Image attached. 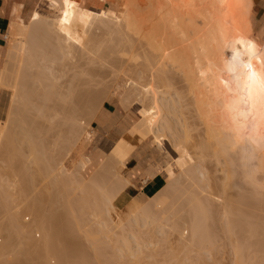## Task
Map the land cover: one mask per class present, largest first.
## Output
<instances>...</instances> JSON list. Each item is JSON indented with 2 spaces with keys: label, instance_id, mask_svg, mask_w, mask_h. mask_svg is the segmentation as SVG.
<instances>
[{
  "label": "bare ground",
  "instance_id": "1",
  "mask_svg": "<svg viewBox=\"0 0 264 264\" xmlns=\"http://www.w3.org/2000/svg\"><path fill=\"white\" fill-rule=\"evenodd\" d=\"M45 1H47L49 3V5H51L52 7L59 8L58 11H60L61 16L58 19L55 20L52 18H47L45 16H42L36 9H33L29 13V15L26 17V19H23L20 22L11 21L12 22L11 25L8 26L7 32L3 35L6 38L7 46L4 50V52H2V53L0 52L1 57L5 56L3 64H1V62H0V89H8L9 102L12 103V104L9 103L10 106L13 105L14 101L15 102L19 101V103L22 104V107H21V109H17L19 107H15L13 110L14 106L10 107L8 105L9 109L12 108V110H11L12 113H10L11 112L10 110H7L6 123L3 126L0 125V128L2 127V129H3V131L1 133H3L5 130L7 131L8 130L7 125L10 124L12 120L14 121L15 117H17V118L21 117L20 116L21 113H22V116L24 114H26V116L24 115V120H25V117L32 116V114L27 115L28 110L24 111L25 107L27 108L28 104L31 103L30 101L28 102V100L32 95L27 91V89H26L27 87L25 86V83H24V78L27 77V75L29 73L28 70H30L32 68H34V69L36 68L37 71H36V75L34 77V78H36L35 82H37V84H39V86L41 88H47L43 92L38 91L36 93V91H35V95L33 96V97L39 99L40 102H42V103H40L39 107L36 109V115L37 116H39V117H45L47 115L49 116L50 115L49 109H47V106H44L45 103L47 104V101H49V100L51 101L53 99L55 100V98L57 99V97L63 96V94H61L60 91H59V93H58V91L57 92L54 91L56 88V85L55 84L52 85L53 83L50 80L51 79L50 77L54 73L53 68H51V66H53V63H54L53 61L55 58L58 57V55L61 56V58L63 60V56L69 55V52H70L69 50L72 49L71 45H70L71 44L70 39L74 38V36L72 37L73 33H72V31L70 32L69 29H67L65 22L71 17V15L75 11L78 10V8L80 7V5L82 3V0H68L67 3L65 2V0H45ZM98 1H99V3L101 2L102 6L100 8H97V9L91 7V11L86 16L87 18H85L83 20L85 24L82 23V25H84V27L86 28V32H88L89 29L92 30V28H94V27H91V26H93V24L94 25L97 24L103 28L105 27L109 31H112V30H110V28H112L113 31H114V29H115V31L116 30L117 31L123 30L125 32V36L127 34L129 36H131V39L129 38L130 41L128 40V38L127 39L125 38V41L128 40L129 43H131V45L133 46V48L135 47L134 49H137V50L142 49V50L146 51L147 62L144 64L143 67L145 69L150 70V71L152 69H154L155 72H154V70H153V72L155 74L153 73L152 76L158 77L159 83L161 81L162 86L165 84L164 85L165 88L168 86L166 89H168L169 87L170 88L173 87V86H171L172 82L175 83V81L177 80L176 76H178V74H179L180 76H178V79L182 77V79H183L182 80L183 81V87L182 88L184 89L183 90V105H180V108L185 109L187 114L190 115V116L187 115L188 119L191 117V118H193V120H195V121L192 120L191 125L192 124L195 125L194 127L202 126L201 133H203V134H201V135L199 134V136H200V139L203 138L202 139L203 141H201L200 144H202V142L211 143V145L214 147L215 153H219V155L223 156V158L225 157L227 162L230 164V166L233 169H234V166H237L236 169L240 170L239 173L242 175L240 182H242V179H243L246 184H249V187L252 186V190L251 189L249 190L250 191V195L248 194L249 196H246L245 195L246 193L245 194L244 193L243 194L238 193L240 196L239 197L237 196V199H233V198L228 197V194L225 192L228 199H225L227 201H225L226 202V204H225L226 208L224 207L225 208V211L223 213L224 218L223 217L221 218V216H220L222 213L219 215L220 217H218V214H217L218 218H221V220L223 219L222 221L221 220H219V221H221L223 223L224 230L226 229L228 237H231L234 234H238V233L243 232V231L246 234L245 235L246 241L245 240L243 241V243H244V244L242 243L243 245L238 244V240L236 243H234L232 245L236 264H241V263L244 264L243 253H244V251H247L246 249H248L250 246L252 247V245H250V243H251V241H253V239H254L253 242H257L259 245H261L259 247V245L257 244V246L259 248L256 247L255 251H258L257 249H259V251H261V249H262L261 252H264L263 251L264 250L263 249L264 248V218L263 217L259 218V216H255V214H253V213H247L246 210H244L240 206L243 204V205L249 207V209H250L254 205V203H253L254 199L258 198L259 200L256 199V201H258V203H255V204H257V206H259L260 210L264 209L263 208L264 207V33L262 31L260 34H256V35L253 33V28H252V23H251L253 0H123L121 3L116 5V7L114 6V4H111L108 0H98ZM87 27H89V28L87 29ZM81 29L83 32L85 31L83 29V27ZM91 30L89 31L90 33H92ZM120 32L122 33V31H120ZM101 35H102V33H101ZM112 35H110V36H112ZM88 36H90L89 33H87V37ZM89 38L92 39L91 36ZM84 41H85V39H84ZM121 41H124V40H121ZM87 42H88V40H87ZM87 42H86V44H88ZM86 44H85V46H86ZM125 44H126V42H125ZM47 45H48V47H49V45L50 46L53 45L52 48L54 47L55 49L53 48L52 50H46ZM122 49H123V47H122ZM72 55H73V53H72ZM65 59H67V58L65 57ZM45 62L46 63L48 62L49 64L52 63V64H50V66H49V64L47 63L48 64V66H47V65H45ZM64 65H66V64H64ZM73 65H75V64H73ZM54 69H55V66H54ZM175 73L177 75H175ZM48 74H49V76H48ZM53 76L57 77L56 74ZM174 77H175V79H174ZM45 78H47L49 80L48 82H50V84H48V83L44 84L45 81L47 82V80H45L43 83V79H45ZM11 79L14 81V83L11 82ZM173 79H174V81H173ZM54 80L55 79H53V82H54ZM179 80H181V79H179ZM159 88H158V86L154 88V91H153L154 97H152L153 98V99H151L152 103H150L149 107L150 108L153 107V110L156 112L157 117L162 118L163 115L166 114L165 112H163L164 109L168 111V110H170V108H174L176 102L174 100L169 101V100H167L168 98L162 99L163 92H161V91L158 92ZM168 90H167V92L170 93V91H168ZM176 91L177 90H175V92ZM164 92H165V94H167L165 90H164ZM159 93L162 94V95H160L161 98L158 95ZM70 96L72 99L73 98L72 96H74V95L70 94ZM63 97H65V96H63ZM63 97L59 98L58 100L63 99ZM54 100L51 102H54L53 104L56 105ZM72 101L74 102V99ZM55 105H53V106H55ZM22 110L25 112L24 114H23ZM133 110L134 111L131 110V112L129 111L130 117L133 118V120H132L133 129L132 130L139 136V138H141L142 140L146 139L148 141H151L152 137L153 138H156V137L159 138V135L158 134L156 135L155 131H154V127H155L154 124L159 119L157 120V117L153 118V116H151L152 118L151 117L148 118V116L147 117H140L139 115H137L136 110L135 109H133ZM29 117H27L26 120H28ZM187 117L185 119L183 118L184 119L183 125L185 128L184 129L185 132H187V130H186L187 126L190 124L189 122L186 121ZM17 120L18 121H16V122H18V125H17L18 128L22 127L23 125L21 124L22 126H20V124H19V123L23 122L22 117L20 118V120L19 119H17ZM31 121H32V118H31V120H28V122H26V123L29 124V123H31ZM164 122H165V126L167 128H171L170 122H168V120H164ZM33 123L31 124L32 126H33ZM23 124L25 125V122H23ZM34 125L35 126L37 125L36 121H35ZM28 126H30V124ZM25 127H26V125H25ZM25 127L23 126V128H25ZM31 127L28 128L29 130L27 128H26L27 130H25V129L22 130V128H21V130H22V132L24 130L27 132L26 133L27 136L25 139V141H26L25 144H27V145L25 147L28 146V141H29L30 146H29V148H27V150H29L31 148V150H30L31 152L30 151H27V152H29V155L32 154L34 157V161H35L36 166H37L36 167L37 169L35 168L37 170L36 172H37L38 176L40 175V177L42 176L43 178H45V177L49 178L48 181L51 182L52 186L54 187V189L53 188L51 189V187H50V189H48V187H47V190L49 192H51V193H49L50 199H51L50 201H52V203L56 204V203H58V198H61V196L66 195V196H68V199L66 200V203L63 206L67 207V210H69L67 213L65 212L66 215H55L54 212L47 215V214H45V210L42 209V206L39 205L40 201L36 200L38 198H36L34 196L35 197L34 200L28 201L29 208H31V210L37 216L36 217L37 218V224L35 227L38 231L40 230L42 232L41 234H43V236L41 237L42 239H40V241L36 242L37 247L33 251V252H35V255L37 254L36 257L37 256H38V258L42 257L44 260L45 256L46 257L47 256L49 257V255L58 256L59 257L58 258L59 264H119V263L115 262V259H112L110 256L109 257L106 256L105 260L99 258V259H101L100 262L105 261L104 263L98 262L99 259H97L98 255H101L100 253L98 254V252L100 251L99 249L103 245L102 244L103 242L101 240L102 235L99 237L98 234H102V232H100L101 230H103L104 233L108 234L111 229L110 228L106 229L108 227H106L105 223L103 225L102 222H101L102 223L101 224L98 221H97L99 223L98 225L100 227H102L101 225H103V229H101V228L96 229V227H95V229H93V228L90 229L89 226L82 225L83 223L81 222L82 223L81 224L79 222L81 220H78L79 218H77L78 217L77 214L83 213V212H85V213L87 212V214H88L89 210H90L89 208H92V210L94 208V210L92 212L90 211L91 213L98 210L97 213L99 215L96 212H95L96 214L93 213L95 215H98L97 217H99L101 215V212H103V214L101 215L103 217L104 211L114 213L115 215L118 216L119 219L123 218L126 215V213H128V212H133L136 215L147 214L149 209L147 207H145L144 205L141 206V204H139L140 199H142L141 195H134L131 199H129L128 203L123 207L124 203L121 200H117V198L128 187V185L127 184L126 185H120L118 183L117 179L115 178L114 179L115 180L114 185H112V187L111 186L105 187L103 180L102 181L96 180L95 182H93L91 184L84 183L78 187L79 192L76 195H74L73 197H69L70 193H68V191H69L70 187H69L68 182L66 180L67 179L66 177H68V176H66L68 173L67 172L68 170L67 169H66L67 171L63 170V168H64L63 167L64 165H63L61 167L62 169L60 168V170L61 171L63 170L65 173H63V171L62 172L60 171L58 173L56 172L57 169L55 168L54 163H53L54 158H52L50 161L49 160L50 159L49 157H51L50 154L48 155V151H47V153L45 152V150H48V149L43 150L44 149L43 147L46 146V145L41 146V145L45 144L44 140H42L44 144L41 143L40 139L36 138V141L34 140L33 133H31V130H30ZM10 129L13 130L12 127ZM15 129H17V128H15ZM31 129H33V128H31ZM34 129H35V127H34ZM13 132H11L10 135H13L12 134ZM28 132H29V134H28ZM33 132L39 133L40 130L36 131V129H35V131H33ZM14 133L18 134V132H14ZM38 133H36V134H38ZM21 134L22 135H20V133H19V135L22 136L21 139L23 140L25 135H23V133H21ZM10 135L8 134V136H10ZM39 135H40V133L38 134V136ZM18 136H17V138H18ZM34 136H35V133H34ZM10 137H12V136H10ZM36 137H37V135H36ZM13 138L16 139V137H13ZM69 138H71V141H73L72 135ZM161 138L163 141H167L168 144L171 143V142L169 143V140L166 139L167 137H164V134H163V137L161 136ZM21 139L19 138V140H21ZM67 139H66V141L68 142L67 144H69L71 141L67 140ZM37 140H40V142H37ZM163 141H162V143H163ZM8 142H11V141H8ZM8 142H5V144L2 143V144H4V146H7V147H4V149L7 148V149H5V152L7 151V153H8V151H10L12 149L10 147V144H8ZM131 142L135 146V143H138L139 141L135 139V141H131ZM12 143L14 144V141ZM39 143H41V144H39ZM72 144H73V142L70 143V147H73ZM8 145L11 149L10 148L8 149ZM15 145H14V148H15ZM11 146H12V144H11ZM185 147H186V145H185ZM73 148H71V149H73ZM19 149L17 151H21V148H19ZM15 150L16 149H14L13 152H15ZM171 150L173 151V148ZM2 151H4V150H1V153H2ZM129 151L130 150H125L123 148H120L117 150L116 153L119 156V158L121 159L120 160L121 163H122V160L124 159V157L127 156ZM188 153H190V152H188ZM10 154H12V153L10 152L8 155L10 156ZM46 154L49 157H47ZM24 155H22L23 158L26 156V155L25 156ZM29 155H27V156H29ZM32 155H31V157H32ZM78 155H80V154H78ZM22 156H21V160H23ZM12 157H14V156L12 155ZM16 157H14V158L16 159ZM7 158L10 159V162L12 161L11 159H13V158H10L8 156H7ZM4 159H5V157H4ZM15 159H13V161ZM17 159H19V160H17ZM17 159H16V161H20V158L17 157ZM223 160H224V162L226 161L225 159H223ZM6 161L8 162L7 159H6ZM27 161H23V162H27ZM75 161H77V159L73 160V162H75ZM9 163H7V164H9ZM17 163H16V165H17ZM63 163L64 162H62L61 165ZM13 164H14V162H13ZM20 164H21L20 165L21 167L17 168V170H16V171H18V177L20 175V181L21 182H19V183L20 184L23 183L24 186L27 184H28L27 186H31L29 184H31L32 181H34L33 179H35L34 178L35 176H34V174H30L29 166L28 167L24 166L25 163L22 164L21 162H20ZM226 164L227 163L225 162V165ZM165 165L168 166L167 164H165ZM165 165L158 166L160 168L159 171L163 172V170L167 169V168L172 169L171 166L166 168ZM189 165H190V163H189ZM192 166H190V168H188L189 166L187 165L186 168L185 167L183 168V177H186L185 179L189 180L188 182H189L190 186H191V184L195 185L193 183V180H194L193 178H196V176L194 175L195 172H193V171H195V169H194L195 166H194V168H191ZM8 167H10V166H8ZM228 167H227V169H230ZM11 168L12 167H10V169ZM12 169L14 171V167ZM107 169L104 171H106L108 173ZM190 169H193V171ZM233 169H232V173H234V175H235V173L238 174V172H234ZM227 171H229L228 173H230V174L227 175L228 181L226 180L227 183H225V185L230 186V187H233V186L238 187L237 185H234L236 182V184H238V185L240 184L242 186V184L239 182V180L234 181L233 178L235 176L233 174H231L230 170H227ZM102 173H103V171H102ZM228 173L225 172V174H228ZM255 173L256 174L260 173L259 178L257 176L259 174L256 175ZM60 174L61 175L66 174L65 178L63 176L61 177ZM225 174H224V176H225ZM14 175H15V173H14ZM57 175H59L61 178L58 177V178H60V179H58ZM111 175L113 177H117L113 174H111ZM111 175H110V177H111ZM164 175H165V179H166V177L169 178V176H170L169 174L167 175V173H165V171H164ZM32 177H33V179H32ZM110 177H108V178H110ZM148 177H150V175ZM148 177H145L142 182L145 183V181L147 180ZM157 177H159V176L157 175ZM237 177H239V174ZM223 179H224V177H223ZM235 179H236V177H235ZM195 180H194V182H196ZM30 181H31V183H30ZM244 181L242 182L243 184H244ZM15 182H17V181H15ZM15 182H14V185H15ZM172 182L173 181H171L170 183H169V181L165 182L166 184L164 186L166 188L165 187L163 188V189H165V191L162 189L165 193L168 192L167 190H169L168 188H170V185ZM198 182H199V179H198L197 183ZM115 183L116 184L118 183V184L115 185ZM23 184L21 185L22 187H20L21 189L22 188L24 189ZM59 184H60V186H59ZM231 185H233V186H231ZM172 186L173 185H171V188H172ZM197 186H199V185H197ZM222 186H220V187H222ZM225 187H223L224 191L226 189ZM261 187H262L263 191L259 190V188L261 189ZM17 188H19V187H17ZM196 188H199V187H196ZM21 189H20V191H21ZM28 189H29V187H28ZM191 189L188 188L187 190H191ZM51 190H53V191H51ZM162 190L159 191L158 193H156L159 202L156 201L157 197H155L156 198L155 201L158 204H156V202H154V205L156 204L155 205V207L157 209L156 212H157V214H159V218L161 217L160 219H162V216H160L162 214H160V213H162L163 211L165 212L164 209H166V203L163 205L160 204L162 207L159 205V203H164L165 200L163 198H165L168 195V193H170V190H169V192L165 196V193H163ZM238 190H237V192H238ZM25 191H27V190H25ZM48 191L46 193H48ZM183 191H185V190L183 189ZM22 192H21V194H23ZM30 192H31V190H30ZM181 192L182 191L180 190V193ZM187 192H190V191H187ZM177 193L179 194V192H177ZM190 193H192V192H190ZM25 194H26V196L28 195L27 193H24V196H25ZM49 194H47V195H49ZM162 194H163V197H162ZM185 194H183L184 195L183 197L186 196ZM29 195H30V193H29ZM24 196L22 195V197H24ZM26 196H25V200L28 199V198H26ZM180 196H182V195L180 194ZM1 197H2V195H1ZM48 197L49 196H47V199H48ZM183 197H180V198H183ZM19 198H21V196H19ZM4 199L5 198H3V200ZM151 199L152 198L149 199L150 202H151ZM159 199L161 201L162 200H164V201L161 202ZM21 200H22V198H21ZM200 201H202V199L198 201V199L196 197H194L193 195L188 198V200L186 202L190 204V210H189L190 213H188L190 215L188 216V218L186 216L185 217L187 219H189V221H190V225H191L190 226V230H191L190 234L192 233V235H193L192 237L190 236L192 240H189V241L192 242V241H194L193 239H195L194 243L200 242L199 244L201 245L202 248H204L206 245L203 243L208 242L210 245L211 244L210 241L212 242V240H213L212 237H214V235L211 236L212 231L208 227L209 225H207L208 223H206V221H208L207 218L208 219H209V217L212 218L215 215L211 216L213 214V212L209 213L208 212L209 210L207 208H205L207 206L204 207L203 203L205 200L203 201V203H200ZM179 202H181V200ZM183 203H184V201H183ZM2 204L4 205V202ZM175 204H177V203H175ZM181 204H179L178 206H180ZM208 204H210V203H208ZM5 205H4V207H5ZM158 205L161 207V208H159L160 211L162 208H164V209H162L163 211H161V212L159 211V213H158V207H159ZM164 205H165V207H163ZM205 205H207V204H205ZM1 207L3 208V206H1ZM65 207H63V209ZM122 207L124 209L123 214H121L119 212V211H121L120 208H122ZM174 208H176L175 211H177V209H179L176 207V205L174 206ZM208 208H209V205H208ZM206 209H207V211H206ZM154 210H155V208H154ZM5 212H6L8 221L11 223V224L8 223V225H10L8 227H11V229L10 228L7 229V231L10 230L9 231L10 233L7 232V234H6V235L9 234L8 236H6V238H8V240H9V236L10 237L12 236L11 238L13 239L14 234L16 235L18 233H21V232H23V230L20 227H18V221H17V216H16L17 213L14 212V210L12 211L11 208H9V206H8V209L6 208ZM164 216H167L166 213H165V215H163V219H164ZM143 217H142V219H143ZM152 218H153V216H152ZM211 218L209 219L210 223H211ZM256 219H260L262 222L261 223L257 222ZM158 220L159 219H157V221ZM214 220H215V218H214ZM214 220H212V221L214 222ZM61 221H63V222H61ZM104 221H105V219H104ZM155 221H156V219H155ZM217 221H218V219H217ZM59 224H62V225L59 226ZM122 225H124V224L122 223ZM3 227H7V226L3 225ZM91 227H92V225H91ZM11 230H13V231H11ZM63 231H65V234L71 233L70 236L75 235V232H76V234L78 232L79 234L85 235L88 243H90L91 249L94 250V251L92 250L93 256L92 255L91 256L94 257L92 259H96V262H95V260H93L95 262V263H93L91 256L88 254V251H86L87 252L86 253L84 251V249L83 250L80 249L81 248L80 246H79L80 248H78V246L73 247L74 258L72 257V261H71V259L69 258L70 255H67V253L64 252V250H65L63 248L64 244L62 243V242H65L67 239L65 241L64 240L61 241V239H64V238H61V236H59L61 238L60 239L58 237V234L60 232H62V234H60V235H64ZM12 232H14L13 235H12ZM103 235H105V234H103ZM258 235L259 236L261 235V237L263 239L261 240L260 239L261 237H260L256 241L255 238ZM107 236L109 238L110 234L106 235V237ZM102 238L104 239L103 236H102ZM205 238L208 240H206ZM203 239H205L204 240L205 242L203 241ZM6 240L7 239H5V241ZM106 241L104 243H107ZM10 242L11 241L6 242L7 246H6V244L5 245L2 244L3 248L6 246L5 248L7 249ZM194 243H192V244H194ZM248 243L250 246L248 245ZM109 244L112 245L111 243H109ZM251 244H253V243H251ZM110 245H109V247H110ZM113 245H112V247H113ZM184 245H185V243H184ZM211 245H213V242ZM10 246H12V245H10ZM117 246H119V245H117ZM193 246L195 247L197 245H193ZM247 246H249V247H247ZM253 246H255V245H253ZM262 246H263V248H262ZM9 248H11V247H8V249ZM124 248H125V246H124ZM187 248H190V247H187ZM196 248H197V250H199V253H200V250L202 248L199 249L200 247H195V249ZM127 249H129V248L127 247ZM202 251H204V249ZM102 252H103V250H102ZM129 252H130V249H129ZM23 253L26 254V251ZM103 253H102V256H103ZM114 253H116V252L114 251ZM196 253H197V251H196ZM199 253H198V255L196 254V256H199ZM16 255H18V253ZM261 255H263V254H261ZM261 255H260L261 259L259 258V260H261V262H262V261H264V255L263 256H261ZM184 257H185V255H184ZM13 258H16V257L13 256ZM17 258H16V260H18ZM103 258H105V257H103ZM68 259H70V260H68ZM199 259L201 260L202 258L199 257ZM22 260H23V258H22ZM47 260H49V259H47ZM47 260H44L43 263H42V260H40V262H41V264H50L51 263L50 260L49 261H47ZM7 261H8V258H7ZM25 261L28 263L27 260H25ZM13 263H14V261H13ZM16 263L18 264V262H16ZM22 263H24V262L22 261ZM198 263L199 262L197 261V264ZM6 264H8V263L6 262ZM29 264H37V263H29ZM56 264H58V263H56ZM263 264H264V262H263Z\"/></svg>",
  "mask_w": 264,
  "mask_h": 264
},
{
  "label": "rangeland",
  "instance_id": "2",
  "mask_svg": "<svg viewBox=\"0 0 264 264\" xmlns=\"http://www.w3.org/2000/svg\"><path fill=\"white\" fill-rule=\"evenodd\" d=\"M108 1L111 4H114V6L116 7V5L121 3L123 0H108ZM101 6H102V4H101V2L99 3L98 0H82V3L80 5V7L78 8V10L75 11L71 15V17L65 22L67 29H69V31L70 32L72 31V33H73L72 37L74 36V38L70 39V42H71L70 45H71L72 49L70 48L71 50H69L70 51L69 55L63 56V60H62L61 56H59V55L57 58H55L56 60L54 59L53 66H51V68H53V72H54L53 75L56 74L57 77L52 75L54 78L52 76L50 77L51 79L49 78L51 80V82L53 83L52 85H54V84L56 85L57 89L55 88L54 91L55 92L58 91V93L60 91V93L63 94V96H65V97L61 96V97H63V99H60V100H58V99L61 97H57V99L55 98V100L53 99L55 101L56 105L53 104L54 102H51L53 100L47 101V104L45 103L44 106H47V109H49L50 115L49 116L47 115L45 117L37 116L36 115V109L39 107L40 103H42V102H40L39 99H37L33 96L35 95V91H36V93L38 91L43 92L47 88H41L39 86V84H37V82H35L36 78H34V77L36 75L37 70H36V68L35 69L32 68V69L28 70L29 73H28L27 77L24 78V83H25V86L27 87L26 89L30 94H32L28 100V102L30 101L31 103H29L27 108L25 107V110H24V111L28 110L27 112L29 114L27 113V115L32 114V116H30V117L27 116V117H29L28 120H31V118H32L31 123H29L30 126H28L29 124L26 123V122H28V120H26L27 117H25V120H24V115L26 116V114H24L25 112L22 110L24 115L22 116V113L20 112L21 113L20 116L23 119L22 121L25 122L26 127L23 124V122H21L19 124H20V126L23 125L25 128H23V126L18 128V126H17L18 122H16V121H18L17 119L20 120L21 117H19V118L15 117L14 121L13 120L11 121L12 124L10 123L7 125V128H8L7 131L5 130L3 133H1L3 131V129H2V127L0 128V133L2 134V135L0 134V147H1L0 153H1V150H4L0 154V197L2 195V197L0 198V264H6V262L8 264H17L16 262H18V264L20 262H21L20 264H26L27 262L25 260L28 261L27 264H29V263L41 264L40 260H42V263H43V261L47 260V259L50 260V262H51L50 264H56V263L59 264V259H58L59 257L58 256L49 255V257L47 256L48 258L45 256V258L43 260L42 257L41 258L40 257L38 258V256L36 257L37 254L35 255V252H33L34 249L37 247L36 242L40 241V239H42L41 237L43 236V234H41L42 232L40 230L38 231L35 227L37 224V218H36L37 216L31 210V208H29L28 201L34 200L35 197L38 198L36 200L40 201L39 202L40 204L37 201L36 202L40 206H42V209L45 210V214H47V215H49L50 213H53V212L55 213V215H66L65 212L67 213L69 211V210H67V207L63 206V205H65L66 200L68 199V196H66V195L61 196V198H58V203H56V204L52 203V201H50L51 199H50L49 193H51V192H49L47 190V187H48V189H50V187H51V189L52 188L54 189V187L52 186L51 182L48 181L49 178H47V177L43 178L42 176L40 177V175L38 176V174L36 172L37 166H36V163L34 161V157L30 153L32 155V157H31V155H29V152H27V151L31 150V148L29 150H27V148H29V146H30L28 140H27L28 146L25 147L27 145V144H25L26 143L25 139L27 136L26 135L27 132L25 130H27L29 127H31L32 126L31 124L33 122L35 123V121L37 123L36 126L38 128L34 125V123H33V126L31 128L34 129V127H35L36 131L40 130V132H39L40 135L38 136V134H39L38 132H33V131H35V129L33 130L30 128L31 133H33L34 140L36 141V138L40 139L41 143H43L42 140H44L45 144L43 143L44 145H41V146L46 145L45 147H43L44 148L43 150L48 149V150H45V152L47 153V151H48V155L50 154L51 157H49L46 154L47 157L50 158L49 159L50 161L52 158H54L53 163H54L55 168L57 169L56 170L57 173L61 171L60 168L63 165H64L63 167L65 168V169L63 168V170H66V169L68 170V171L66 170L68 172V173L66 172L67 175L66 174H63V175L60 174V175H61V177L63 176L64 178H65V175L68 176V177H66L67 178L66 180H67L68 185L70 187V189H69L70 192L68 191V193H70L69 197H73L74 195H76L79 192L78 187L80 185H82L84 183L91 184V183L95 182L96 180H101V181L103 180L105 187H109V186L112 187V185H114V181H115L114 179L115 178L117 179V181L120 185H126V184L129 185L128 184V183H130L129 180L127 178L123 177L125 174L124 171H129L128 170L129 166H131L133 161H135V153L138 150H140L139 148H140V145H142V144H144V145L147 144V145L152 146V148L157 153L156 158L158 159V161H160L164 165L167 164L168 166L165 165L166 168L170 167V166L172 167V169L167 168V169L163 170V172L165 171V173H167V175L168 174L170 175L169 176L170 179L166 177L165 182L169 181V183H170L171 181H173L171 183V185H173L172 188H171V185H170V188H168L170 190V193H168L169 190L166 189L168 191V192L166 191L168 193V195L166 196L167 193L164 192L165 189H163V188L165 187L164 185L166 183H164V185L159 190V191H161L163 189L164 191L163 190L162 191H163V193H165V196H166L165 197L166 199L163 198L165 200V202L159 203V205L160 204L163 205L166 203V209L162 208L165 210V212L161 209V211H163L162 213H160V214H162V215H160V216H162V219H160L161 217L159 218V214H157V212H156L157 209L155 207V205L158 204L157 202H159L158 197L156 195V193H158L159 191H157L152 196H148V197L147 196H141L142 199H140L139 204H141V206L144 205L145 207H147L149 209L147 214L136 215L133 212H128L123 217L124 219L123 218L119 219L118 216L115 215L114 213L105 212V211H104L103 217L101 216L103 214V212H101L100 216L102 218L100 216L97 217L99 215L97 213L98 210L93 212V213L96 212L98 215H95L96 213L95 214L91 213L94 210V208H93V210H92V208H89L90 210H89L88 214H87V212L86 213L85 212H83V213L77 212L78 213L77 218H79L78 220H81L79 222L80 223L82 222L83 223V224L81 223L82 225H87V226H89L90 229H92V228L95 229V227H96V229L97 228L103 229V225L105 223L106 227H108L106 229H109V228L111 229L109 231V233L107 232L108 234L104 233L103 230H101V229H100L101 231L99 230L100 232H102V234H98L99 237L102 235L104 237V239L101 236V240L103 242V243L102 242L101 243L103 245L102 246L100 245L101 248L99 249L100 251L98 252V254L100 253L101 255H98L97 259L101 258V259L105 260L106 256L107 257L110 256L112 259H115V262H117L119 264H123V263L124 264H197V261L199 262L198 264H201V263L202 264H236L232 245L234 243H236L237 240H238V244H242L244 240L246 241V239H245L246 234L243 231V232H240L238 234H234L231 237H228L226 229L224 230V225L221 222L223 219L221 220V218L222 217L224 218L223 213H224L225 208H226L225 207L226 206L225 201H227L225 199H228L226 196V193L228 194V197L233 198V199H237V196L238 197L240 196L238 193H240V194L246 193L245 195L249 196L250 195L249 190L250 189L252 190V186H250L251 187L250 188L249 184H246L243 179H242V182L244 181V184L242 182H240L241 176H242L239 173L240 170L236 169L237 166H234V169H233L230 166V164L227 162L225 157L223 158V156L219 155V153H215L214 147L211 145V143L202 142V144H200V142L203 141L202 140L203 138L200 139V136H199V134L200 135L203 134V133H201L202 126L194 127L195 125H193V124L191 125L193 118L190 117L188 119V117H187L188 114H187L186 110L183 108H180V105H183V90L184 89L182 88L183 87L182 77L179 78L181 80L178 79V76H180L179 74H178V76H176L177 80L175 81V83L172 82V85L170 84L173 87H171V88L169 87L168 88L169 90H168V89H166L168 86L165 88L164 83H163L164 87L162 86L161 81L159 83L158 77L152 76L153 73L155 72L154 69H152L150 71V70L145 69L143 67L144 64L147 62L146 51H144L142 49H139V50L134 49L135 47L133 48L131 43H129L131 36H129L127 33H126L127 35L125 36V32L123 30H119V31L116 30L115 31V29H114V31H113V29L110 28V30H112V31H109L105 27L103 28L97 24H95V25L93 24V26H91V27H94V28H92V30L89 29L88 32H86V28L84 27V25H82V23L85 24L83 20L85 18H87L86 16L91 11V7L97 9V8H100ZM34 9H36L42 16H45L47 18H52V19L56 20L61 16L60 11H58L59 8L52 7L51 5H49L48 2H46L44 0H36L35 5H34ZM11 23L12 22L9 23V26L11 25ZM82 27L85 30L84 32L81 29ZM88 28L89 27H87V29ZM90 30L92 31V33L94 35L89 32ZM120 31H122V33L124 35ZM87 33L90 34L92 39L89 38L90 36L87 37ZM101 33H102V35H101ZM110 35H112V36H110ZM125 38L126 39L128 38L129 41L128 40L125 41ZM3 39L4 40L2 43V47L0 49L1 53L4 52V50L7 46L6 38L3 37ZM84 39H85V41H84ZM87 40H88V42H87ZM121 40H124V41H121ZM86 42L88 44H86ZM125 42H126V44H125ZM84 43L86 44V46ZM52 46L53 45H51V46L49 45V47H48V45H47L46 50H52L54 48V47L52 48ZM122 47H123V49H122ZM72 53H73V55H72ZM65 57L67 59H65ZM4 58H5V56H2V57L0 56L1 64H3ZM47 63L45 62V65L48 66L49 63L48 64ZM50 64H52V63H50ZM50 64H49V66H50ZM64 64H66V65H64ZM73 64H75V65H73ZM54 66H55V69H54ZM153 70H154V72H153ZM175 75H177V74L175 73ZM48 76H49V74H48ZM12 79H11V82L14 83V81ZM53 79H55L54 80L55 83L53 82ZM174 79H175V77H174ZM174 79H173V81H174ZM45 80H47V82ZM44 81H45V83H44ZM48 81L49 80L47 78L43 79L44 84H46V83L50 84V82H48ZM157 86H158V88L160 87L159 88L160 90L158 89V92L159 91L163 92V95L160 93L158 94L160 98H161L160 95H162L163 96L162 99L168 98L167 100H169V101L174 100L176 102L174 108H170V110H168V111L164 109L163 112H165L166 114L163 115L162 118L157 117V114L153 110V107L152 108L149 107L150 103H152L151 99H153L152 97H154V93H153L154 88ZM164 90L166 91L167 94H165ZM167 90L170 91V93H168ZM175 90H177V91L175 92ZM70 94L74 95V96H72L73 97L72 99H71ZM110 97H112L111 102H112V105L114 107V111H115L114 113L116 114V117L118 116L117 118H122L126 112H128V115H129L131 110L134 111L133 109L136 110L137 115H139L140 117H147V116H148V118H150L151 116H153V118L157 117V120L158 119L159 120L154 124V126H155L154 131H155L156 135L157 134L159 135V138L158 137H156V138L152 137L151 141H148L146 139L142 140L132 130L133 129V123L131 121V125H129V127L127 129V131L130 129V131H128V133L125 132L123 137H122V135H119L117 133V131L114 129L113 125L109 128H105V130H104L105 135H101V136L103 137V139L108 138V139L113 140V142H111V144L108 143L104 148V155L103 156L106 157L108 155L106 158L102 157L101 154H98L95 152H92V154H91L92 157H90L87 153H85L84 152L85 150H83V145H85V142L87 143L89 138L91 137L90 124L93 121V117H94L95 113H97V111H99V109L103 106V104L106 103L107 99ZM73 99H74V102L72 101ZM9 103L10 102H9L8 89H0V125H2V126L5 125V123H6L7 110H10V111L12 110V108L11 109L8 108L10 106V104H12V103H10V104ZM53 105H55V106H53ZM12 106H14L13 110L15 107H19L17 109H21L22 104L19 103V101H16V102L14 101L13 105H11L10 107H12ZM10 113H12V111ZM188 116H190V115H188ZM129 117H130V115H129ZM186 117L188 119V120L186 119V121L190 123L188 126L186 125L187 126V129H186L187 132H185V130H184L185 128L183 125V121ZM128 120H129L128 118H125V122H127ZM164 120H168V122H170L171 128H167L165 126ZM193 121H195V120H193ZM9 127L10 128L12 127L13 130H11ZM93 127L95 130H98L99 133L100 132L103 133V131H99V129L96 127L95 123H93ZM15 128H17V129H15ZM21 128H22V130L23 129H25V130L22 132ZM13 131L18 132V134L14 133ZM11 132H13L12 133L13 135H10ZM29 132H28V134H29ZM19 133H20V135H22L21 133H23V135H25V137L23 136L24 137L23 140L21 139L22 136H20ZM34 133H35V136H34ZM36 133H38V134H36ZM8 134L12 137L8 136ZM163 134H164V137H167L166 139L169 140V143L171 142L170 144H168L167 141L162 140L161 136L163 137ZM36 135H37V137H36ZM71 135H72L73 141H71V138H69V137H71ZM17 136H18V138H17ZM13 137H16V139H14ZM19 138L22 141L19 140ZM66 139L70 140L71 141L70 143L73 142L74 145L72 144V146L73 147L75 146V147L74 148L70 147V143L67 144L68 142L66 141ZM135 139L138 140L139 142L135 143V146H134L131 141H135ZM40 140H37V142H40ZM8 141H11V142H8ZM13 141H14V144L12 143ZM162 141H163V143H162ZM5 142H8V144H10V147L12 148L11 149L8 145V149L9 148L11 149L10 151H8V153H7V151L5 152V149H7V148L4 149V147H7V146H4ZM2 143H4V144H2ZM41 143H39V144H41ZM113 143H116V144L113 146ZM11 144L13 147L11 146ZM14 145H15V148H14ZM185 145H186V147H185ZM19 148H21V151H17ZM71 148H73V149H71ZM120 148H123L125 150H130L128 152L127 156H125L124 159L122 160V163L120 161L121 159L119 158V156L116 153L117 150ZM172 148H173V151L171 150ZM14 149H16L15 152H13ZM72 150L73 151L75 150V151L73 152ZM10 152L12 154H10V156H9L8 154ZM188 152H190V153H188ZM13 153L14 154L16 153V154L14 155ZM78 154H80V155H78ZM12 155L14 157L17 156L18 158H20V161H16L17 157L15 159L14 157H12ZM22 155H24L25 157L23 158ZM27 155H29V156H27ZM7 156L15 159L14 161H13V159H11L14 162V164L12 161H11L12 163L10 162V159H8ZM21 156H22L23 160H21ZM4 157H5V159H4ZM125 158H128V161L125 162ZM6 159L8 160V162L6 161ZM74 159H77V161L73 162ZM223 159L226 160L225 162L228 164V165L226 164L227 166L225 165V162ZM17 160H19V159H17ZM23 161H27V162H23ZM20 162L22 164L25 163L26 165L24 164V166H27V167L29 166L30 174H34V176H35L34 177L35 179H33V177H32V179L34 181L31 180L33 184L30 181L31 184H29V185H31V186H27L28 184L24 186L23 183H21V184L19 183V182H21L20 181V175L18 177V171H16V170H17V168L21 167ZM62 162H64V163L61 165ZM7 163H9V164H7ZM16 163H17V165H16ZM125 163H126V167L122 166ZM189 163H190V165H189ZM187 165L189 166L188 168H190V166H192V165L193 166L191 168H194V166H195V168H194L195 171H193V169H190L196 173V174L194 173V175L196 176L197 179L193 178L194 180L196 179L195 180L196 182H194V180H193V183L195 185L191 184V186H190L189 182H188L189 180L185 179L186 177H183V168L184 167L186 168ZM8 166H10L12 168L14 167V171L12 168L10 169V167H8ZM227 167L230 169H227ZM120 168H121V170H120ZM106 169H107L108 173L106 171H104ZM232 169L234 170V172H238L239 177H237L238 176L237 173H235V175H234V173H232ZM227 170H230L231 174H233L236 177V179H235V177L233 178L234 181L239 180V182L242 184V186L240 184L239 185L236 184V182L234 185H237L238 187H234L233 185H231L233 187L225 185V183H227V181H228L227 175L230 174V173H228L229 171H227ZM102 171H103V173H102ZM109 172L111 174L117 176V177H113ZM225 172H227L228 174H225ZM14 173H15V175H14ZM63 173H65V172L63 171ZM224 174H225V176H224ZM257 174H259V175H257ZM257 174L256 175L259 178L260 173H257ZM110 175H111V177H110ZM58 177H60V176L57 175V178ZM108 177H110V178H108ZM223 177H224V179H223ZM60 178H58V179H60ZM198 179H199V182L197 183ZM143 180H144V178L142 179V181ZM15 181H17L19 184ZM14 182H15V185H14ZM22 184L24 186V189L27 191H25L22 188L25 191L24 192L20 188V187H22L21 186ZM117 184L115 183V185H117ZM197 185H199V186H197ZM16 186L19 188H17ZM59 186H60V184H59ZM220 186H222V187H220ZM28 187H29V189H28ZM196 187H199V188H196ZM223 187L226 188L225 191H224ZM188 188L189 189L192 188V189L187 190ZM20 189H21V191H20ZM183 189L185 191H183ZM30 190H31V192H30ZM46 190L48 191V193H46L47 192ZM180 190L183 193L182 192L180 193ZM237 190H238V192H237ZM259 190L263 191L262 187H261V189L259 188ZM51 191H53V190H51ZM187 191H190L192 193L187 192ZM21 192L23 194H21ZM28 192L30 193V195ZM177 192H179V194ZM24 193L28 194L27 196L25 194L26 198H28L26 200H25ZM47 194H49V195H47ZM180 194L182 196H180ZM183 194H185L186 196L183 197L184 196ZM22 195L24 197H22ZM192 195L194 197H196L198 199V201L202 199V201H200V203H203V201L205 200L203 203L204 207L207 206L205 208H207L209 210L208 211L209 213L213 212V214L211 216L215 215L212 217L213 219L211 217H209V219L211 218V223H210V220L208 218H207V220L209 222L206 221V223H208L207 225H209L208 227L212 231L211 236L214 235V237H212L213 238V240H212L213 245H211L212 244L211 241H210V243H211L210 245L208 242H207L208 243L207 244L204 241L206 239L205 238V239H203V241L205 242L203 244L206 245V246L204 245L205 247L203 246L204 248L201 247V245L199 244L200 242L194 243L195 239H193L194 241H192V242L189 241V240H192L191 237L193 235H192V233L190 234V232H191L190 226L191 225H190L189 219H187L188 216L190 215V214H188V213H190V211H189L190 210V204L187 203L186 201ZM19 196H21L22 200H21V198H19ZM47 196H49L48 199H47ZM155 197H157V200ZM162 197H163V194H162ZM180 197H183V198H180ZM3 198H5V199L3 200ZM150 198H152L151 199V202L153 201L152 203L149 200ZM256 199H258V198H256ZM256 199H254V201L252 200L254 205L250 209H249V207H247L243 204L240 206H241V208L246 210L247 213H253V214H255V216H259V218L260 217L264 218V209L263 210L259 209V206H257V204H255V203H258V201H256ZM164 200H162V201H164ZM180 200H181V202H179ZM183 201H184V203H183ZM3 202H4V205L6 204L5 207L7 209L9 206V208H11L12 211L14 210V212L17 213L16 216H17V221H18V227H20L23 230V232L18 233L16 235L14 234V232H12V235L14 234V237L12 239L11 238L12 236L11 237L9 236V240H8V238H6V236H8L9 234L8 235H6V234H7V232L10 233L9 232L10 230L7 231V229H9V228L11 229V227H8V226H10V225H8V223L9 224H11V223L7 219V215L5 212L6 208L2 204ZM154 202H156L155 205H154ZM127 203H125L123 205V207ZM175 203H177V204H175ZM208 203H210L211 205ZM174 204L176 205L177 208H179V209H177V211H175L176 208H174V206H175ZM179 204H181V205L178 206ZM205 204H207V205H205ZM208 205H209V208H208ZM1 206H3V208ZM160 206L158 207V213L160 211L159 208L162 207V206L161 207ZM63 207H65V208L63 209ZM123 207L120 208L121 211H119L121 214H123V212H124ZM163 207H165V205ZM154 208H155V210H154ZM207 209H206V211H207ZM165 213L167 216H164V219H163V215H165ZM217 214H218V217L221 216V218H218ZM151 215L153 216V218ZM142 217H143V219H142ZM98 218L100 220L101 219L102 220L100 221ZM214 218H215V220H214ZM104 219H105V221L106 220L107 221L105 222ZM155 219H156V221H155ZM157 219H159V220L157 221ZM217 219H218V221H217ZM212 220H214V222ZM219 220H221V221H219ZM97 221L99 223H101V222L103 223V225H101L102 223L100 224L102 227H100L98 225L99 223ZM256 221L260 222V223L262 222L260 219H256ZM61 222H63V221H61ZM121 222L124 225H122ZM3 225L4 226L6 225L8 228L3 227ZM60 225H62V224H59V226ZM91 225H92V227H91ZM11 231H13V230H11ZM60 234H62V232H60L58 234V237L61 236V238H64V239H61L59 237L61 239V241H63V240L65 241L67 239L65 242H62L64 244V246L63 245L62 246L65 250L67 249L66 251L64 250V252H66L67 255L71 256V257L69 256L71 261H72V257L74 258V255H73L74 254V252H73L74 246H78V248L81 247L80 249H82V250L84 249L85 252L88 251V254L90 256L92 255L93 249H91L90 243H88L85 235L79 234L78 232L76 234V232H75V235L70 236L71 233L65 234V231H63L64 235H60ZM103 234H105V235H103ZM109 234H110L109 238H108V236L106 237V235H109ZM260 237H261V235L256 236V238H255L256 241ZM5 239H7V240L5 241ZM260 239L262 240L263 238L261 237ZM206 240H208V239H206ZM9 241H11V242L8 245V247H11V248L8 249V247H7V249H6L5 248L7 246L6 242H9ZM105 241L107 243H104ZM253 241H254V239H253ZM253 241H251V243H253V244L250 243V245H252V247L248 243V245L250 247L247 246L249 248L246 249L247 251H244V253H243L244 264H263L264 261L261 262V260H259V258H260L261 254L264 255V252H261L262 249H261V251H259V249H257L258 251H255V248L258 247L257 246L258 243L253 242ZM109 243H111L112 245L114 244L113 247ZM184 243L186 246L184 245ZM192 243H194V244H192ZM2 244L3 245L6 244V246L4 247L5 249L3 248ZM10 245H12V246H10ZM109 245H110V247H109ZM117 245H119V246H117ZM193 245H197L195 247H200L199 249L202 248L200 250V253L201 252L202 253L200 254L199 250H197V248L195 249V247ZM253 245H255V246H253ZM124 246H125V248H124ZM260 246L261 245H259V247ZM127 247L130 249V252H129V249H127ZM187 247H190L191 249L187 248ZM262 248H263V246H262ZM101 249L103 250V252L105 254L102 252ZM203 249H204V251H202ZM25 251H26V254L23 253ZM114 251L116 253H114ZM196 251H197V253H196ZM17 253H18V255H16ZM102 253H103V256H102ZM198 253H199V256H196V254L198 255ZM184 255H185V257H184ZM263 255H261V256H263ZM13 256L16 258L18 257L17 258L18 260H16V258H13ZM92 256H91V259L94 258ZM103 257H105V258H103ZM199 257L202 259L200 260ZM7 258H8V261H7ZM22 258H23V260H22ZM70 259H68V260H70ZM101 259H99V261L98 260L97 261L100 262ZM12 260L14 261V263ZM49 260H47V261H49ZM93 260H95V262H96V259H92V261ZM22 261L24 263H22ZM95 262L93 261V263H95ZM104 262L101 261L100 263H104Z\"/></svg>",
  "mask_w": 264,
  "mask_h": 264
},
{
  "label": "crops",
  "instance_id": "3",
  "mask_svg": "<svg viewBox=\"0 0 264 264\" xmlns=\"http://www.w3.org/2000/svg\"><path fill=\"white\" fill-rule=\"evenodd\" d=\"M35 2L36 0H0V49L4 40L3 35L7 32L9 23L11 21L20 22L23 19H26L31 10L34 9ZM251 23L255 35L260 34L261 31L264 33V0H253ZM111 98L112 97L108 98L106 103L103 104L97 113H95L93 121L90 124L91 137L88 142H85V145H83L84 152L90 157H92V152L101 154V156L104 157L105 146L108 143L111 144V142H113V140L108 138L103 139L101 136L105 135V128H109L113 125L114 129L119 135H122V137L125 132L128 133V131H130V129L128 131L127 129L129 125H131L133 118L128 116V112H126L122 118H117L118 116L116 117V114L114 113L115 111ZM125 118H128L129 120L125 122ZM93 123H95L99 131H103V133H99L98 130H95ZM116 143H113V146ZM139 149L140 150L135 153V161L129 166V171H124L125 174L123 177L127 178L130 183L117 198V200H121L124 204L134 195L147 197L154 195L165 183L164 172L159 171L160 168L158 167L164 164L158 161L156 158L157 153L152 146L142 144ZM126 161H128V158L125 159V162ZM122 166L126 167V163ZM149 175L151 177L147 178L145 183L142 182V179ZM157 175L159 177H157Z\"/></svg>",
  "mask_w": 264,
  "mask_h": 264
},
{
  "label": "snow or ice",
  "instance_id": "4",
  "mask_svg": "<svg viewBox=\"0 0 264 264\" xmlns=\"http://www.w3.org/2000/svg\"><path fill=\"white\" fill-rule=\"evenodd\" d=\"M65 2L67 3V2H68V0H65Z\"/></svg>",
  "mask_w": 264,
  "mask_h": 264
}]
</instances>
